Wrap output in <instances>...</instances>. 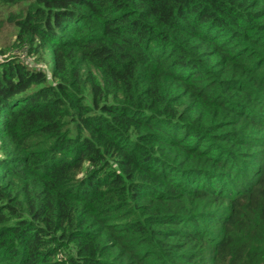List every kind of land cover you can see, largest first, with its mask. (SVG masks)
<instances>
[{
    "label": "trees",
    "instance_id": "obj_1",
    "mask_svg": "<svg viewBox=\"0 0 264 264\" xmlns=\"http://www.w3.org/2000/svg\"><path fill=\"white\" fill-rule=\"evenodd\" d=\"M0 3V264H264V0Z\"/></svg>",
    "mask_w": 264,
    "mask_h": 264
},
{
    "label": "rangeland",
    "instance_id": "obj_2",
    "mask_svg": "<svg viewBox=\"0 0 264 264\" xmlns=\"http://www.w3.org/2000/svg\"><path fill=\"white\" fill-rule=\"evenodd\" d=\"M17 5H3L0 3V62L4 60V58H18L19 61L26 64H34L32 60H34L33 56H30L28 53L26 46H20V43L16 40V28L13 23L7 22V16L13 14L16 16L18 12ZM41 62H37L40 64ZM41 66V65H38ZM260 138H264L263 134L259 135ZM263 147H259L258 149H254L255 152H263ZM258 153V154H259ZM261 159H264V155H259ZM258 161H254L253 165H257Z\"/></svg>",
    "mask_w": 264,
    "mask_h": 264
}]
</instances>
